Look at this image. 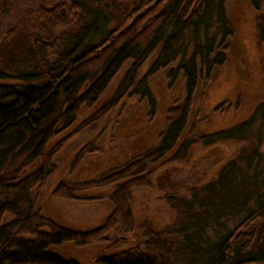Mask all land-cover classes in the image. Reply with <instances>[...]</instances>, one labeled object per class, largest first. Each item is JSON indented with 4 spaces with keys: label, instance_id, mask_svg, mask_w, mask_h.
I'll return each mask as SVG.
<instances>
[{
    "label": "trees",
    "instance_id": "1",
    "mask_svg": "<svg viewBox=\"0 0 264 264\" xmlns=\"http://www.w3.org/2000/svg\"><path fill=\"white\" fill-rule=\"evenodd\" d=\"M247 1L255 12L252 30L260 49L264 46V17L257 13L264 0ZM224 3L132 0L131 8L126 2L121 11L116 0H34V30L29 31L23 23L22 29L18 25L5 33L0 40V264H82L54 248L66 243L96 244L118 225L132 232L135 220L131 194L151 187L157 169L184 160L195 143L210 146L244 140L252 119L258 114L264 119V103H260L244 120L199 136L192 133L191 115L199 84L207 81L210 85L231 52L228 38L236 27L230 24ZM11 4L12 0H0V19ZM50 40V47L42 42ZM191 46L194 49L189 54ZM152 55L150 65L139 77L140 68ZM128 60L133 63L112 94L100 101ZM176 61L166 77L170 83L178 75L184 79L185 98L168 108L166 127L158 134L156 147L136 154L96 179L72 184L59 181L51 191L52 197L69 202H100L108 194L112 211L102 227L80 233L45 217L33 192L36 188L42 190L55 175L53 158L67 142L84 130L94 129L112 110H122L127 97L145 99L149 115L155 114L157 103L150 79ZM254 68L258 70V62ZM239 95L234 105L228 100L218 103L212 115L238 112ZM83 110L88 114L83 115ZM95 140H89L77 152L71 171L85 155L96 151ZM258 158V152L251 150L250 155L226 164L215 180L190 191L192 203L198 202L201 193L209 196L199 202L203 209L232 212L238 204L241 210L249 209V203L257 208L249 210L211 249L213 256L208 264H264V248L256 256H246L264 218V213L260 215L264 211V180L260 182L264 179V157ZM18 160L21 163L12 176L1 173L7 164ZM165 199L173 207L179 204L172 195ZM143 232L146 240L142 247L103 257L95 264H170L166 252L175 238H163L161 232L146 228ZM182 232L176 230L175 235ZM258 237L264 242V228Z\"/></svg>",
    "mask_w": 264,
    "mask_h": 264
},
{
    "label": "rangeland",
    "instance_id": "2",
    "mask_svg": "<svg viewBox=\"0 0 264 264\" xmlns=\"http://www.w3.org/2000/svg\"><path fill=\"white\" fill-rule=\"evenodd\" d=\"M126 2L131 8L132 0H116V5L123 11ZM224 10L230 24L236 27L235 33L228 38L231 39V52L224 66L217 69L212 83L208 85L207 81L205 83L202 81L199 84L190 123L195 136L244 120L258 104L264 103V46L257 49L254 40L252 30L254 9L247 0H225ZM257 14L264 17L263 2H260ZM34 17V0H12L7 14L0 19V40L8 30L16 26L19 25L22 29L23 23L28 26L29 31L34 30ZM219 38L220 36L217 37V42ZM193 49L191 46L188 53L191 54ZM153 58L152 55L140 68L139 77L147 70ZM177 61L159 70L150 79L149 87L157 103L155 114L149 115L150 108L145 99L137 96L127 97L122 102L124 106L122 110H112L94 129L84 130L67 142L53 158L55 175L46 181L42 190L36 188L33 192V197L45 217L74 228L93 224L97 226L103 222L112 210L108 194L96 204H82L54 198L51 191L59 181L72 184L96 179L108 170L121 166L136 154L156 147L157 136L166 127L168 108L181 104L185 98L184 79L178 75L174 82L170 83L166 77L168 71L176 67ZM256 62L258 70L256 68L253 70ZM132 63L133 60L124 63L101 94L100 101L106 100L112 94ZM238 94L241 96L238 112L224 111L220 115H212V108L223 100H228L234 105ZM86 114L88 112L83 110V115ZM260 115L252 119V125H249L244 140L222 141L210 146L195 143L184 160L157 169L151 179V187L133 190L130 207L136 223L135 230L124 232L122 228L117 227L110 232L109 241H114L112 250L123 252L142 247L146 240L142 232L146 228L161 232L162 237L166 236L167 239L175 238L169 246V252H166L170 264H208L209 257L213 256L211 249L216 247L222 237L234 230L249 210L256 211L257 208L253 203H249V209L241 210V205L238 204L236 206L238 209L234 207L232 212L221 208L203 209L200 208L199 202L205 201L209 196L201 193L196 200L197 206V203H192L190 191L215 180L226 164L238 160V157L250 155L251 150H256L258 159H263L261 157H264V119ZM91 139H96L94 143L96 151L85 155L79 165L71 171L70 164L75 155ZM20 163L21 160L7 164L1 173L12 176V172ZM110 191L111 189L106 190L108 193ZM171 195L179 199L176 207L171 206L165 199ZM263 213L264 211L260 215ZM263 228L264 218L255 243L246 256H256L264 248V242L258 237ZM176 230L185 233L175 235ZM54 250L65 256L74 257L82 264H91L90 260L97 254L93 249L82 257L81 252L85 249L71 244L60 245Z\"/></svg>",
    "mask_w": 264,
    "mask_h": 264
},
{
    "label": "flooded vegetation",
    "instance_id": "3",
    "mask_svg": "<svg viewBox=\"0 0 264 264\" xmlns=\"http://www.w3.org/2000/svg\"><path fill=\"white\" fill-rule=\"evenodd\" d=\"M163 168V167H162ZM160 169V168H159ZM156 174V172L152 175V177H151V179L154 177V175ZM58 183V182H57ZM75 203H82V204H96V203H98V202H86V201H80V202H76L75 201ZM112 211V210H111ZM111 211H110V213H111ZM110 213L107 215V217H105V219L103 220V222H101L99 225H97V226H94V224L93 225H90V226H86V227H83V228H74V227H70V226H65V225H63V224H61V225H63L64 227H66L67 229H69V230H73V231H76V232H80V233H89V232H93V231H95V230H97L99 227H102V225L104 224V222L106 221V219L109 217V215H110ZM47 218H49V217H47ZM50 220H53V219H51V218H49ZM135 220V219H134ZM54 221V220H53ZM54 222H56V223H58L57 221H54ZM117 227H120V228H122V230L124 231V232H126V230L122 227V226H120V225H118ZM116 227V228H117ZM135 227H136V223H135ZM114 230V229H113ZM113 230H111L110 232H112ZM135 230V229H134ZM133 230V231H134ZM150 230V229H149ZM132 231V232H133ZM144 231V230H143ZM110 232H108L104 237H101L102 238V240L101 241H99V242H97L96 244H93V245H89V246H77V245H75V244H72V243H66V244H71V246H73V245H75L76 247H80L81 249H85L83 252H81V255L80 256H82V257H84L86 254H88L87 252L89 251V250H95V253H97L96 254V256L93 258V259H91L90 261H92L91 262V264H95L98 260H101L103 257H109V256H112V255H117V254H120V253H124V252H127V251H129V250H127V251H123V252H115L114 250H112V248L114 247L113 246V244H114V241H109V234H110ZM142 235L144 236V232H142ZM145 237V236H144ZM66 244H62V245H66ZM135 249V248H134ZM134 249H132V250H134ZM58 252V251H57ZM59 253V252H58ZM62 256H65V255H63V254H61ZM65 257H67V258H74V257H70V256H65ZM74 259H76V258H74ZM223 259H224V257H223ZM77 260V259H76ZM79 261V260H78ZM80 262V261H79ZM81 263V262H80ZM229 264V263H228Z\"/></svg>",
    "mask_w": 264,
    "mask_h": 264
},
{
    "label": "water",
    "instance_id": "4",
    "mask_svg": "<svg viewBox=\"0 0 264 264\" xmlns=\"http://www.w3.org/2000/svg\"><path fill=\"white\" fill-rule=\"evenodd\" d=\"M160 0H157V2H159ZM44 44H48L49 46H52L53 45V41H49V42H47V41H42ZM80 120V119H79ZM71 132L69 131V132H67V134H70ZM253 226H254V224L252 225V227L251 228H253Z\"/></svg>",
    "mask_w": 264,
    "mask_h": 264
}]
</instances>
